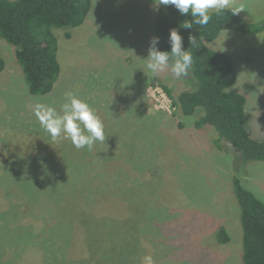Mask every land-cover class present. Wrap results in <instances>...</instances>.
Wrapping results in <instances>:
<instances>
[{
	"label": "rangeland",
	"instance_id": "1",
	"mask_svg": "<svg viewBox=\"0 0 264 264\" xmlns=\"http://www.w3.org/2000/svg\"><path fill=\"white\" fill-rule=\"evenodd\" d=\"M234 4L244 5L238 15L245 21L264 19V0ZM155 7L153 0H91L81 25L54 29L60 72L45 95L30 93L16 47L0 37V264H51L53 241L65 234L70 256H86L77 212L89 211L85 195L92 189L98 216L127 219L137 250L132 264L145 255L155 264H242L232 178L264 201V163H243L227 142L214 143L211 126L196 128L202 108L183 115L172 105L162 85L175 95L191 85L190 73L177 79L170 69L155 78L147 72ZM206 45L232 61L230 89L246 99L250 135L264 139V31L222 30ZM69 93L87 101L105 125L104 143L91 150L52 140L34 115L37 103L59 111ZM73 167L82 179L69 175ZM100 170L125 174L116 180L96 176ZM69 178L86 188L83 195L70 190ZM102 183L104 189H94ZM60 220L64 235L55 228ZM220 226L230 236L224 244L214 236Z\"/></svg>",
	"mask_w": 264,
	"mask_h": 264
},
{
	"label": "trees",
	"instance_id": "2",
	"mask_svg": "<svg viewBox=\"0 0 264 264\" xmlns=\"http://www.w3.org/2000/svg\"><path fill=\"white\" fill-rule=\"evenodd\" d=\"M91 9V0H0V37L16 47L15 55L20 63L30 93L45 95L49 93L60 72L57 60V40L54 29H70L81 25ZM212 19L205 26L193 25L192 29L183 28V23L190 16L181 15L173 6H160L155 17V36L159 37L157 47L170 51L169 30L177 29L183 39V47L191 51L193 64L190 74L191 85L188 89L172 94L162 85L172 105L183 115H192L197 108L203 113L196 118L194 126L202 128L211 126L216 138L214 143L225 141L232 146L237 157L243 162L261 161L264 163V139L250 135L247 127L246 99L231 90L235 81V70L230 58L206 45L213 41L222 30H232L245 34H256L264 31V19L257 23H249L239 15L230 11L217 15L211 13ZM70 37V32H65ZM194 43H190L189 37ZM4 60L0 55V72L4 68ZM110 155L107 159H110ZM108 174L102 170L96 172L101 177L122 180L120 171ZM81 168L73 167L69 175H77L82 179ZM73 193L80 191L83 195L85 187L77 186L68 180ZM107 183L96 185L94 189H104ZM69 187V186H68ZM80 187L81 189H78ZM232 188L240 208L242 227V264H264V201L246 188L234 175ZM76 191H75V190ZM85 195L89 211L77 212L81 226L86 232V256H70L65 223L55 222V228L63 238L53 241V249L49 253L50 263L56 264H132L136 255L127 219L117 221L114 215H97L95 212L97 198L95 193ZM103 191V190H102ZM84 197V196H83ZM95 214V216L91 215ZM121 236H123L121 238ZM218 243L224 244L230 236L223 226L215 234ZM44 244V243H43Z\"/></svg>",
	"mask_w": 264,
	"mask_h": 264
},
{
	"label": "clouds",
	"instance_id": "3",
	"mask_svg": "<svg viewBox=\"0 0 264 264\" xmlns=\"http://www.w3.org/2000/svg\"><path fill=\"white\" fill-rule=\"evenodd\" d=\"M154 10L160 6H173L181 15L190 16L191 19L183 23V28L192 29L193 25L205 26L212 19L211 13L217 15L230 11L238 15L245 10L244 5H235L234 0H153ZM190 43H194L189 37ZM145 65L147 72L153 78L166 70L171 71L173 77L179 79L189 75L193 56L191 51L183 47V39L177 29L169 30L170 51L160 50L159 37L153 36L150 39ZM171 62V63H170ZM34 115L39 125L43 128L52 140H70L77 149L87 148L91 150L97 141H105V125L89 103L75 94L69 93L65 102L58 111L56 107L37 103L34 106ZM141 264H155L152 255H145Z\"/></svg>",
	"mask_w": 264,
	"mask_h": 264
}]
</instances>
